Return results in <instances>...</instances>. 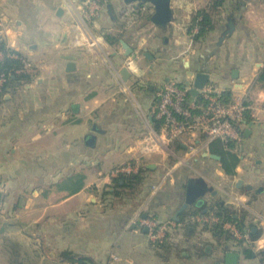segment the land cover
Returning a JSON list of instances; mask_svg holds the SVG:
<instances>
[{
  "label": "crops",
  "instance_id": "crops-1",
  "mask_svg": "<svg viewBox=\"0 0 264 264\" xmlns=\"http://www.w3.org/2000/svg\"><path fill=\"white\" fill-rule=\"evenodd\" d=\"M205 1L170 0V21L157 25L148 3L100 0L90 46L64 0H0V40L35 65L31 80L0 103V264H77L61 258L65 251L94 264H225L228 251L237 253V264H264V113L257 102L237 124L233 174L207 146L150 194L175 161L166 162L170 145L179 155L188 142L182 136L179 148L174 140L151 149L158 87L169 80L188 85L191 72H206L208 83L234 96L249 87L253 97L264 94L253 88L264 66V0H227L210 12L213 29L194 40L197 30L188 26ZM229 20L234 28L225 34ZM107 34L118 42H108ZM124 163L148 168L143 187L102 195V187L111 189L112 168ZM197 176L216 194L184 210L230 206L236 220L229 222L248 239L221 226L224 232H215L214 225L189 221L191 215L180 222L185 184ZM149 217L179 223L165 232L168 250L140 226Z\"/></svg>",
  "mask_w": 264,
  "mask_h": 264
},
{
  "label": "built area",
  "instance_id": "built-area-1",
  "mask_svg": "<svg viewBox=\"0 0 264 264\" xmlns=\"http://www.w3.org/2000/svg\"><path fill=\"white\" fill-rule=\"evenodd\" d=\"M64 1L76 19L80 39L94 46L96 39L91 34L90 24L96 16L100 0H82L76 5L70 0ZM12 56L17 57L14 54ZM22 62L23 68L19 71L29 73L33 70V63L24 58ZM2 81L3 77L0 78V83ZM190 87L191 85H181L174 80H169L156 89L151 111L153 118L163 121V124L157 130L152 128L153 124L150 123V129L152 128L155 137L151 149H160L162 145H169L182 136H187L188 142L185 143L184 152L179 155L175 154V161L171 168L165 170L163 175L150 186L151 195H155L170 183L176 167L195 160L212 141L220 140L228 147V143L238 140L240 131L237 129V124L246 113H252L253 102H257L260 111L264 113V94L253 97L246 89L241 95L231 94V98L225 101L222 97L223 90L212 83H207L199 89L196 97L192 95L187 97ZM138 167V164L133 163L117 165L110 171V176L115 178L119 175L135 173ZM233 200L238 201L236 197ZM189 221L208 226L219 224L236 238L248 239L247 233L239 232L237 227L229 221L222 222L220 217L212 211L191 215ZM178 225L179 223L174 220L159 222L154 217L140 220V226L147 228L149 241L153 243L163 240L169 227L176 228ZM112 257L116 258L113 255Z\"/></svg>",
  "mask_w": 264,
  "mask_h": 264
},
{
  "label": "trees",
  "instance_id": "trees-1",
  "mask_svg": "<svg viewBox=\"0 0 264 264\" xmlns=\"http://www.w3.org/2000/svg\"><path fill=\"white\" fill-rule=\"evenodd\" d=\"M223 1L220 0H211L210 4L206 8H201L192 16L191 22L188 26V31L192 33L193 29L197 31L192 33V38L198 40L199 38L205 36L210 30L214 27V21L211 13L215 12L220 6H222ZM211 12V13H210ZM105 39L108 42H118V38L112 35H105ZM0 78L3 77V81L0 83V103L3 101L6 94H13L19 86H22L24 83L29 82L32 78V75L26 72L19 71L23 68L22 59L25 57L18 51L8 47L3 40H0ZM12 54L17 57H13ZM254 86L259 87L264 91V66L259 68L253 82ZM187 97H191V94L188 92ZM222 97L225 101L231 98L230 90H223ZM199 101L198 98H196ZM248 113L244 115V118L249 119ZM153 126L155 129L159 130L163 124V121L159 119L153 120ZM176 147H180L178 141H174ZM208 148L210 152L218 155L220 157V162L225 168L226 172L233 174V168L238 163V157L235 153L231 152L232 143H228V147L220 140H214L209 143ZM148 172V168L141 166L140 169L135 173L119 175L112 179L110 190H104L102 195L112 194L115 197L121 196V194L133 193L139 191L145 183V173ZM205 210V211H204ZM214 212L215 215L220 217L221 221H235L234 215L236 211L226 205H220L217 202L212 203L211 205H204L202 208L188 209L181 212L182 217L180 222L186 221L190 215L202 214L208 212ZM187 223V224H186ZM185 225L189 226L188 222ZM215 232L222 234L221 227L219 224L214 225ZM222 231V232H221ZM225 238H228L225 235ZM171 243V242H170ZM156 246L163 249H167L171 246L169 242H166V239L161 240L158 243H155ZM250 254V253H248ZM61 258L67 260L71 263L77 264H94L93 261L87 257H79L71 252L65 251L62 252Z\"/></svg>",
  "mask_w": 264,
  "mask_h": 264
},
{
  "label": "water",
  "instance_id": "water-1",
  "mask_svg": "<svg viewBox=\"0 0 264 264\" xmlns=\"http://www.w3.org/2000/svg\"><path fill=\"white\" fill-rule=\"evenodd\" d=\"M127 3L135 2L138 3H148L152 5L154 13L151 15V20L153 23L157 25H165L170 21L171 18V10H170V0H124ZM234 25L231 20L227 23V29L225 34L232 32ZM122 46L127 50L130 48L126 45L124 41H121ZM74 67L72 62L67 64L68 70H71ZM124 79H127L128 72L126 68H123L121 71ZM192 83H187L191 85L190 94L193 97H196L199 93V89H201L204 85H206L209 81V74L206 72H191ZM232 77H237V71H232ZM206 154V153H204ZM217 157L215 155H212ZM218 158V157H217ZM210 193L211 195H215L216 191L213 190L211 186L207 184L204 178L197 177H189L185 184V194H184V203L181 205L179 211L188 208L191 205H201L203 202V197ZM177 214L174 215V219L177 220ZM238 255L235 252L228 251L224 254V263L225 264H237Z\"/></svg>",
  "mask_w": 264,
  "mask_h": 264
},
{
  "label": "rangeland",
  "instance_id": "rangeland-1",
  "mask_svg": "<svg viewBox=\"0 0 264 264\" xmlns=\"http://www.w3.org/2000/svg\"><path fill=\"white\" fill-rule=\"evenodd\" d=\"M210 1L211 0H207V1H205L204 3H210ZM220 1H223V3H227L226 1L227 0H220ZM247 1L248 0H244L243 1V3H247ZM249 3H259V2H261V0H255L254 2L252 1V0H249L248 1ZM213 15H217L218 16V13H215V14H213ZM223 18H224V16H223ZM4 41V40H3ZM25 59H27L26 57H25ZM28 61H30L29 59H27ZM31 63H32V61H30ZM32 71L31 72H29V74H34V70H35V65L34 64H32ZM36 74V73H35ZM23 86V85H22ZM22 86H19L16 90L17 91H19V90H21V88H22ZM254 88V90H256V88H258V87H253ZM249 89H250V87H249ZM248 88H247V90H249ZM250 91V90H249ZM249 116H250V114H248ZM170 148L172 149H170V155H168L167 156V158H166V162L167 163H172L173 161H174V159H175V154H177L176 153V148H174L172 145H170ZM112 178V177H111ZM5 185H3V184H1V182H0V188L1 187H4ZM109 185H107V187H108ZM106 187V186H105ZM100 189H101V186L99 187ZM106 188H104V187H102V192L105 190ZM12 264V263H11ZM52 264H54V263H52Z\"/></svg>",
  "mask_w": 264,
  "mask_h": 264
}]
</instances>
